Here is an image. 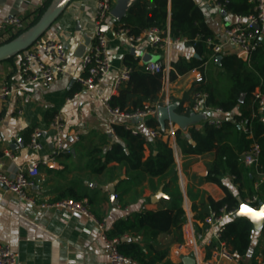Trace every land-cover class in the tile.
I'll use <instances>...</instances> for the list:
<instances>
[{"label": "crops", "instance_id": "0c3cea01", "mask_svg": "<svg viewBox=\"0 0 264 264\" xmlns=\"http://www.w3.org/2000/svg\"><path fill=\"white\" fill-rule=\"evenodd\" d=\"M44 1L0 0V21L8 15L31 19L32 13ZM118 1L112 0L113 6ZM194 1L202 9L206 24L218 42L222 44L221 53L216 54L213 59H208L202 74V84L208 85L213 94L221 98L227 93L230 83L226 92L221 93L217 90L218 78L224 76L229 82L230 78L229 73L219 67L220 60L224 55L234 54L239 58L241 54L235 47L225 42L223 29L243 22L244 17L225 13L221 8L212 5L209 0ZM96 2L97 0H71L40 39L59 41L65 45L68 52L65 72L48 87L33 85L24 89L22 97L12 95L0 101V172L12 176L17 167L31 162L38 163L35 189L40 191L42 200L74 199L75 195L91 197L93 198V203L90 205L91 211L97 217H106L108 226L112 229L116 221L126 220L135 212L154 211L159 207H165L174 186H167L168 177L137 175L136 172L129 171L124 165L116 162H110L100 174L91 172L89 160L102 157L114 143L119 142L113 132L114 125L126 124L142 135L147 132L144 121L127 122L113 117L96 101V97L117 95L118 89L114 90V81L124 67L123 58L126 55L136 57L139 66L146 64L143 61L146 55L154 56L156 61H164L165 56L163 52H157L154 55L147 41L131 44L122 38H115L112 33L114 23L112 19H109L103 31L108 38L110 71L93 92H78L74 79L81 72L82 55L92 44ZM195 56L192 48L179 43L170 47L168 61L170 63L179 57ZM20 59L21 55L13 60L12 65L0 64L1 83L11 86L19 83ZM193 76L194 72L191 71L185 75L176 76L168 83L162 81L156 101L150 104L161 107L167 98L169 105H175L176 113L185 115L179 111V105L182 102V108L187 106L184 85L185 81ZM75 93L78 94L74 97ZM132 100L133 98L130 99L128 106ZM237 112L238 110L235 109L225 114L213 113L210 117L220 121L231 120ZM55 115H59L63 123L60 131L50 127V122ZM196 115L200 116V120L184 127L171 122L174 128L180 131L181 136L188 141L191 140L189 129L194 128L200 131L208 119L207 114ZM258 115L264 123V110H258ZM34 128H39L42 132V149L38 152L27 147L29 134ZM58 139L62 140L66 150L55 153ZM148 141L153 142V140ZM147 155L148 149L145 148L144 157ZM213 158V152L199 155L181 153L178 165L184 181V195L191 211L196 241L203 249L206 258L209 254L207 242L211 232L205 231L201 221L194 217L203 209L209 210L208 198L215 202L224 198L221 188L204 180ZM249 178L248 183L244 182L243 178L241 182L236 183L233 177L225 176L222 182L237 198L239 197L238 187H241L243 193L247 192L244 184H249L257 199L260 196L264 198V172L255 165L253 174ZM111 186L114 189L115 197L113 198L109 193ZM180 191L182 193L181 189ZM158 192H161L159 198L152 202L151 198ZM248 198L246 196L244 201L246 202ZM228 219L225 218L224 222ZM262 229L254 228L249 254L245 261L254 254L256 263L264 264V231ZM123 238H128L129 241H140V237L125 235ZM170 240L171 235L166 234L159 236L157 243L167 246ZM0 243L8 244L17 253L19 264H107L106 253L91 220L63 210L40 208L28 204L2 187H0ZM180 243L169 244L166 259L171 264H183L182 260L185 257H191L184 248H179ZM218 264H239V262L234 259L231 262L219 261Z\"/></svg>", "mask_w": 264, "mask_h": 264}, {"label": "trees", "instance_id": "16d2710c", "mask_svg": "<svg viewBox=\"0 0 264 264\" xmlns=\"http://www.w3.org/2000/svg\"><path fill=\"white\" fill-rule=\"evenodd\" d=\"M52 1L45 0L32 13L31 21L12 33L4 43L13 40L34 25ZM218 1L225 3L222 8L225 13L245 17L252 12V6L246 0ZM168 19L171 37L185 39L184 46L192 48L196 55L189 58L179 57L170 62L172 69L169 72V80L173 81L176 76L185 75L191 71H199L202 75L204 64L216 55L206 44V40L212 39L214 42H218V40L206 24L202 9L194 0H169V8L168 0H135L128 7L124 17L116 24L128 29L129 34L139 35L143 30L151 27L164 29ZM21 54L9 57L0 64L9 63L12 65L13 60ZM123 64L129 69V77L125 83L119 86L117 95L111 97L110 105L119 109L131 110L142 107L143 103L156 101V96L162 87L161 74H151L145 65L139 66L138 59L131 55H126L123 58ZM219 67L228 72L230 78V86L224 97H217L208 85H203V77L197 88L208 93V103L213 107L220 108L224 113H230L237 109V114L231 120L221 121L219 127L205 122L200 131L190 128L189 137L193 144L182 137L180 131H177L175 135L177 145L184 155L214 153L204 180L221 188L224 198L216 202L208 198L209 210L203 209L199 215L194 217L200 221L211 211L217 212L223 206L227 209L239 208L245 204L246 196L253 195L249 184H244L247 192L243 193L241 187H238L239 197L237 198L222 182L225 176L233 177L236 183L241 182V178L246 183L250 181L249 176L253 174L254 165L246 167L241 161V156L253 142L260 149L257 167L264 172V123L259 118L257 106L252 98V93L257 87L264 89V45L258 46L251 52L246 61L234 54L224 55L220 60ZM241 97L243 98L240 101ZM131 98L133 100L128 106ZM185 99L188 101V95ZM181 105L182 102L179 105V111L189 115V108L184 110ZM240 121L250 126L252 137L249 138L243 133L239 127ZM144 123L147 128L158 126L154 118L146 119ZM124 126L125 124L113 126L114 135L119 142L114 143L102 157L89 160L88 165L91 172L100 174L110 162H116L124 165L127 170L136 172L137 175L168 177L167 186L173 185L174 190L169 194L165 207H159L154 211H138L126 220H118L110 229L109 234L119 238V251L132 258L136 264H171L166 259L169 244L182 242V226L186 221L182 208L183 196L178 186L177 169L172 151L162 140L146 141L142 134H132ZM145 148L148 149L147 157H144ZM82 198H86L89 205L93 203L91 197L74 196L76 200ZM259 202L264 203V198L260 196L255 203L249 206L256 208ZM262 230L264 231V227ZM253 231L251 221L241 215H235L223 224L220 239L239 264H257L254 254H251L245 261L249 254ZM166 234L171 235L170 243L167 246H161L157 243V238ZM125 235L140 237V241L122 242L121 239Z\"/></svg>", "mask_w": 264, "mask_h": 264}, {"label": "built area", "instance_id": "2783aa9c", "mask_svg": "<svg viewBox=\"0 0 264 264\" xmlns=\"http://www.w3.org/2000/svg\"><path fill=\"white\" fill-rule=\"evenodd\" d=\"M252 6V12L243 18V22L226 26L223 29L225 42L235 47L239 53H245L249 56L258 46L264 45V0H246ZM209 2L218 7L223 8L225 3L218 0H209ZM113 8L112 0H97L94 12V32L93 40L89 49L81 57V72L74 79L78 86V92H93L96 86L106 77L111 68V60L108 55L107 46L108 38L100 28L112 19L111 10ZM31 19L22 18L16 15H8L3 21H0V45L7 40L12 33L19 28L28 24ZM113 22V21H112ZM114 21L112 33L115 38H122L131 44H141L148 42L152 53H164V61H152L145 64L147 71L151 74H161L163 83L169 82V72L171 66L168 61V52L170 47L183 43L186 40L181 38H173L170 35L169 22L164 29L151 27L143 30L139 35L129 34L128 29L116 24ZM257 27V30L255 29ZM206 44L210 47L214 54L221 53L222 44L207 39ZM68 59V52L65 45L54 40H37L28 49L22 52L18 66L19 83L11 86L0 82V101L15 95L22 97L24 89L38 85L48 87L58 76L65 72V64ZM194 76L185 81L184 90L188 95L187 106L190 114H207L206 123L214 127H219L221 121L210 117L213 113L225 114L220 108L213 107L208 103V93L198 89L197 85L202 82V75L198 71H193ZM129 77V69L123 67L114 81V90L125 83ZM75 93L73 96H77ZM112 96H98L96 101L99 102L106 111L113 117L129 121H145L149 118L156 119L157 105L143 103L142 107L125 110L118 107H112L110 100ZM253 101L257 106V110H264V89L258 87L252 93ZM69 100V99H67ZM169 100L163 101V106H168ZM50 127L60 131L63 123L59 115H55L50 122ZM125 129H129L132 134L138 133L125 124ZM239 127L248 137H252V130L243 121L239 122ZM176 132L171 122L161 129L158 125L155 128H147V132L143 135L146 141L160 139L167 143L172 151L174 162L176 164L178 185L182 190L183 210L186 221L183 226V240L179 244V248H184L194 259L195 264H218L219 261H233L234 255L228 250L224 242L220 239L223 230L225 218H231L237 215L239 208L227 209L221 207L217 212L211 211L201 221V226L205 231L211 232V237L207 242L209 247V256L206 258L203 249H201L196 241L195 230L192 224L191 211L184 195V181L181 176L179 159L181 151L176 142ZM42 132L39 128L32 129L27 141V147L38 152L42 149L41 143ZM62 140L56 141L55 153L63 152ZM260 153L259 146L253 142L249 149L241 156V161L246 166L257 165ZM7 155V154H6ZM45 163V162H43ZM38 176V163L31 162L23 166L17 167L12 176L0 172V187L5 191L14 194L19 200L40 208H55L69 213L78 214L91 220L99 235V239L103 245L107 257V264H136V262L122 254L119 251V238L110 236V227L106 217H97L90 209V205L86 198L79 200L72 198H63L55 201L42 200L41 193L35 189L36 178ZM115 197V195H114ZM257 201L256 195H252L246 199L245 204L250 205ZM0 264H19L17 253L8 245L0 243Z\"/></svg>", "mask_w": 264, "mask_h": 264}, {"label": "water", "instance_id": "95a60500", "mask_svg": "<svg viewBox=\"0 0 264 264\" xmlns=\"http://www.w3.org/2000/svg\"><path fill=\"white\" fill-rule=\"evenodd\" d=\"M71 0H53L50 6L44 11L39 20L32 25L28 30L14 38L13 40L3 43L0 45V63L7 60L9 57L16 56L26 49H28L33 43H35L46 30L54 23V21L59 17V15L64 11ZM135 0H119L115 6H113L111 10L112 21H120L128 7ZM224 14V13H223ZM106 25L102 26L100 30H105ZM257 30V27L255 28ZM248 55L245 53L239 54V58L246 61ZM143 61L148 63L155 61V57L152 55H146L143 58ZM243 97L240 98L242 100ZM141 121L140 119H138ZM200 120V116L196 114H191L189 116L180 115L175 112V105L170 104L168 106H161L157 109V117L156 121L161 129L165 127V122L169 121L179 125L180 127H184L188 124L196 122ZM192 143V140L189 141ZM206 175V174H205ZM109 193L111 198L114 196L113 186L109 187ZM161 192L156 193L151 201L155 202ZM237 215L244 216L248 218L253 228L261 229L264 227V203L259 202L256 208L251 207L246 204H242L239 207V211ZM122 242H128V238H122ZM183 264H195V261L192 257H185L183 260Z\"/></svg>", "mask_w": 264, "mask_h": 264}, {"label": "rangeland", "instance_id": "374dc122", "mask_svg": "<svg viewBox=\"0 0 264 264\" xmlns=\"http://www.w3.org/2000/svg\"><path fill=\"white\" fill-rule=\"evenodd\" d=\"M229 80L222 76L218 78V86H217V90H219L221 93L226 92L228 86H229Z\"/></svg>", "mask_w": 264, "mask_h": 264}]
</instances>
